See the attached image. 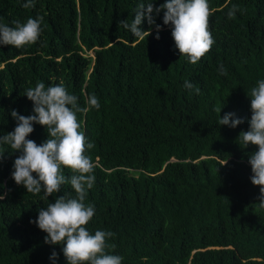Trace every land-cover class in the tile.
Instances as JSON below:
<instances>
[{
  "label": "trees",
  "instance_id": "trees-1",
  "mask_svg": "<svg viewBox=\"0 0 264 264\" xmlns=\"http://www.w3.org/2000/svg\"><path fill=\"white\" fill-rule=\"evenodd\" d=\"M26 2L0 0V24L43 18L35 44L0 45V137L17 125L13 110L33 114L25 94L37 82L62 84L81 107L95 95L100 108L77 117L94 144L85 153L95 176L86 227L114 233L106 253L122 264H264V207L248 162L258 148L238 138L250 127L251 90L264 79V0H208L215 43L196 64L180 56L163 11L154 14L159 33L142 21L151 33L143 40L118 23H131L141 3L166 0ZM233 5L240 10L229 19ZM226 113L243 123L220 125ZM33 128L27 139L45 142L46 129ZM0 154V264H67L62 246L46 244L30 221L57 196L75 198L74 189L64 184L48 199L29 193L12 178L21 153L0 145Z\"/></svg>",
  "mask_w": 264,
  "mask_h": 264
},
{
  "label": "clouds",
  "instance_id": "clouds-1",
  "mask_svg": "<svg viewBox=\"0 0 264 264\" xmlns=\"http://www.w3.org/2000/svg\"><path fill=\"white\" fill-rule=\"evenodd\" d=\"M22 6L33 8L35 0H27ZM239 10L237 5H233L227 12L228 18L233 19ZM162 11L163 24L172 26L171 35L180 56H187L191 64H196L215 43L209 30L212 12L208 0H166L158 8L154 2L141 3L131 23L128 20L118 23L134 37L143 40L151 33L141 28L142 21L147 19L148 24L155 26L159 33L161 28L156 25L154 14L159 15ZM42 20V17H37L28 18L26 23L14 21V27L0 24V45L21 48L35 44L41 35ZM159 38L157 34L156 39ZM219 73L227 75L223 65H220ZM184 86L187 89L194 87L189 81H185ZM195 90L199 94L200 89L197 87ZM25 96L33 102V114L26 117L13 110L11 116L17 125L13 132L0 137V145H9L13 152L21 153L14 161L13 180L29 193L43 191L44 199L59 193L64 184H70L76 193L75 198L57 196L46 208L38 209V219L30 223H35L47 234L46 244L62 246L67 264H122L121 256L105 251L108 247H115L107 244L114 233L97 230L91 234L86 227L95 214L94 205L85 204L87 189L93 187L95 176L92 174L93 162L85 153L94 144L86 141L77 113L98 110V98L89 96L87 107H81L77 96L70 94L62 84L46 88L43 82L29 88ZM250 97V127L238 138L246 147L252 145L258 148L249 156L248 162L252 170L251 183L260 188L259 204L264 207V79L258 81ZM218 122L235 129L243 120L236 118L235 113H226L223 118L219 117ZM34 124L47 131L48 138L40 145L27 139L34 131ZM3 155L0 154V157ZM65 168L74 173L70 180L63 174ZM2 199L4 197L0 196ZM57 258V253L53 251L50 259L55 261Z\"/></svg>",
  "mask_w": 264,
  "mask_h": 264
},
{
  "label": "rangeland",
  "instance_id": "rangeland-1",
  "mask_svg": "<svg viewBox=\"0 0 264 264\" xmlns=\"http://www.w3.org/2000/svg\"><path fill=\"white\" fill-rule=\"evenodd\" d=\"M91 54L93 55V53L91 52Z\"/></svg>",
  "mask_w": 264,
  "mask_h": 264
}]
</instances>
